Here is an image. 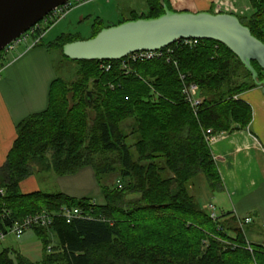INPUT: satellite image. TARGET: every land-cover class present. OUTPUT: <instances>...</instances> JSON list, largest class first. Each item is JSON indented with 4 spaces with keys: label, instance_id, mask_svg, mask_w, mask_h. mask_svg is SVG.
I'll return each instance as SVG.
<instances>
[{
    "label": "trees",
    "instance_id": "1",
    "mask_svg": "<svg viewBox=\"0 0 264 264\" xmlns=\"http://www.w3.org/2000/svg\"><path fill=\"white\" fill-rule=\"evenodd\" d=\"M146 2L147 14L131 12L128 21L163 14L159 0ZM249 2L253 14L239 21L264 43V0ZM42 41L35 47L45 46L68 60L62 47L76 40L62 35L48 45ZM167 49L169 56L142 62L68 60L80 66L81 78L70 89L56 78L46 110L17 124L16 139L0 168V232L27 216L63 206L92 215L71 224L55 219L49 229L33 230L44 252L38 264H264V246L252 243V251L247 250L233 215L222 216L219 232L191 194L199 177L210 192L221 190L205 132L246 128L251 109L236 98L257 86L217 42L193 47L176 42ZM3 58L0 54V70ZM252 67L264 81V71L256 63ZM184 84L198 87L203 102L196 113L181 94ZM34 166L57 177L92 169L103 203L60 193L23 195L19 185ZM0 264H12L9 250L0 252ZM18 264L31 263L19 259Z\"/></svg>",
    "mask_w": 264,
    "mask_h": 264
},
{
    "label": "crops",
    "instance_id": "2",
    "mask_svg": "<svg viewBox=\"0 0 264 264\" xmlns=\"http://www.w3.org/2000/svg\"><path fill=\"white\" fill-rule=\"evenodd\" d=\"M167 1L175 12L216 10L215 13H218L227 7L231 15L235 10L242 18L254 12L249 0ZM246 9L251 12H244ZM45 49L26 45L0 70V168L16 139L17 124L30 115L46 110L48 106L49 88L56 78L54 66L47 58L49 49ZM236 100L250 107L251 121L244 129L235 127L232 132L217 134V139L209 145L222 188L213 193L207 190L219 213L252 218L254 223L247 234L253 236L264 233V94L262 88L257 87L239 95ZM58 180L65 190L60 194L78 200L87 199L96 205L103 203L92 169L84 168L76 175L59 177ZM26 187L33 188L30 179L20 183V192L23 195L39 192H29ZM73 187L86 189L79 193ZM3 250L9 249L3 248L0 252Z\"/></svg>",
    "mask_w": 264,
    "mask_h": 264
},
{
    "label": "water",
    "instance_id": "3",
    "mask_svg": "<svg viewBox=\"0 0 264 264\" xmlns=\"http://www.w3.org/2000/svg\"><path fill=\"white\" fill-rule=\"evenodd\" d=\"M69 0H0V53L49 13ZM163 14L101 29L93 38L62 47L70 61L117 62L143 51L167 48L179 40L213 41L227 48L262 88L252 63L264 71V43L252 36L234 15L170 11L159 0ZM1 188V184H0Z\"/></svg>",
    "mask_w": 264,
    "mask_h": 264
},
{
    "label": "rangeland",
    "instance_id": "4",
    "mask_svg": "<svg viewBox=\"0 0 264 264\" xmlns=\"http://www.w3.org/2000/svg\"><path fill=\"white\" fill-rule=\"evenodd\" d=\"M148 6L146 0H97L79 7H73L63 20L58 22L47 32L42 42L48 45L62 35H69L76 41L91 39L100 29L115 27L128 21L131 12H135L138 16H145ZM227 9L229 8L225 7V9L220 10L218 13L231 15V12ZM249 11V9H246L244 12L250 13L251 11ZM215 12L216 10H212L213 14H215ZM232 15L238 19H242V16L235 10ZM46 28L47 27H43V29ZM26 45L30 47V39L26 43L19 44L13 51L4 54L3 67L11 61L12 56L18 51L23 50ZM47 58L54 66V78L62 79L69 89L71 88V84H75L81 78L79 74L80 66L63 59L59 52L49 49ZM70 97L71 94H69V99ZM129 124L130 122L128 125ZM58 178L59 177L55 176L53 173L41 172L39 168L34 166L32 174L25 179H30L33 183V188L28 189L26 187L28 189L27 191H39L45 194L65 192ZM194 183L195 185L191 189V194L195 197L197 204L205 210L209 203L214 204L213 201H210L211 194L207 190L206 181L203 177H199ZM120 184L122 185L123 182ZM74 189L80 193L81 190L84 191L86 188L81 189V187H77ZM99 190L100 189H98V191ZM216 211L218 212L217 209ZM248 239L251 242L261 243L264 240V233H260L259 235L253 234V236L248 235ZM3 248L11 251V258L14 264H18V258L28 260L31 264H36L44 256L42 243L36 238L33 231L32 233L28 231L20 240H16L13 236H7L6 239L0 243V250Z\"/></svg>",
    "mask_w": 264,
    "mask_h": 264
},
{
    "label": "built area",
    "instance_id": "5",
    "mask_svg": "<svg viewBox=\"0 0 264 264\" xmlns=\"http://www.w3.org/2000/svg\"><path fill=\"white\" fill-rule=\"evenodd\" d=\"M97 1V0H69L64 5L57 7L51 13H49L41 22L31 27L26 31L22 36L17 40L10 43L4 50L1 52L3 55L13 51L19 44L26 43L29 39L31 40V47H35L40 43L47 32L55 26L58 22L63 20L67 14L71 11L73 7H79L87 3ZM43 27H47L43 29ZM49 27V28H48ZM199 40H179L177 43H182L185 46L193 47L196 46ZM165 50V51H163ZM171 50L164 48L157 51H141L133 53L127 56L125 59L131 62H142L150 61L153 59L162 58L169 56ZM101 69L105 72L110 70V65H101ZM183 80V77H180ZM181 94L184 98V101L190 106L194 113L202 104L203 100L199 96L198 87L195 84H184L181 90ZM218 135H214L211 130H207L204 135V139L208 146L217 139ZM121 186L118 184V188ZM0 195H3V191L0 189ZM216 206L212 203H209L206 206V212L209 219L216 225V230L221 232V225L219 224L222 221V216L224 214L216 211ZM9 212H4L2 218L5 220L9 217ZM236 220L237 227L241 230L245 240H246V249L252 251L250 245L253 243L248 239V234L246 232L247 227L253 224V220L250 217H239L233 215ZM55 219H61L65 224H71L75 220H91L92 216L85 210L79 207H60L55 211H46L43 210L36 215H31L23 218L19 222H13L9 227H6L4 232H0V243L6 239L7 236H13L16 240H20L22 236L28 232L35 229H49ZM264 246V240L261 242ZM235 246V245H234ZM50 247L47 248V251L50 252Z\"/></svg>",
    "mask_w": 264,
    "mask_h": 264
}]
</instances>
